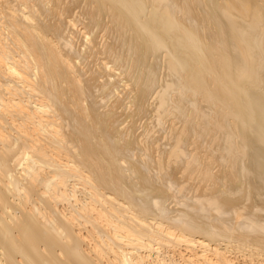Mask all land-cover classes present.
<instances>
[{"label":"bare ground","instance_id":"6f19581e","mask_svg":"<svg viewBox=\"0 0 264 264\" xmlns=\"http://www.w3.org/2000/svg\"><path fill=\"white\" fill-rule=\"evenodd\" d=\"M0 264H264V0H0Z\"/></svg>","mask_w":264,"mask_h":264}]
</instances>
